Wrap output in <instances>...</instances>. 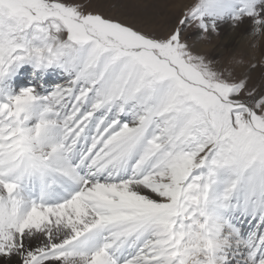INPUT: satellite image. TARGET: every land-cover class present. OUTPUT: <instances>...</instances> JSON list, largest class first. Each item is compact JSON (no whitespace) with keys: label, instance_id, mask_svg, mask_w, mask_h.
Listing matches in <instances>:
<instances>
[{"label":"snow or ice","instance_id":"1","mask_svg":"<svg viewBox=\"0 0 264 264\" xmlns=\"http://www.w3.org/2000/svg\"><path fill=\"white\" fill-rule=\"evenodd\" d=\"M0 264H264V0H0Z\"/></svg>","mask_w":264,"mask_h":264}]
</instances>
